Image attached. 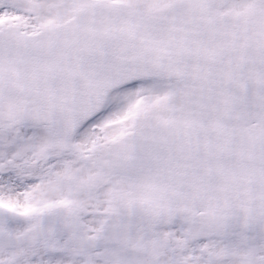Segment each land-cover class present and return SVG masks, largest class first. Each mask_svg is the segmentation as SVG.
I'll return each mask as SVG.
<instances>
[{
    "label": "snow or ice",
    "instance_id": "1",
    "mask_svg": "<svg viewBox=\"0 0 264 264\" xmlns=\"http://www.w3.org/2000/svg\"><path fill=\"white\" fill-rule=\"evenodd\" d=\"M0 264H264V0H0Z\"/></svg>",
    "mask_w": 264,
    "mask_h": 264
}]
</instances>
